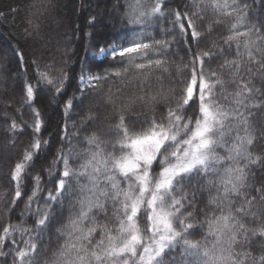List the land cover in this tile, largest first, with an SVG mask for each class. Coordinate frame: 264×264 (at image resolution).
I'll return each mask as SVG.
<instances>
[{
    "label": "snow or ice",
    "instance_id": "snow-or-ice-1",
    "mask_svg": "<svg viewBox=\"0 0 264 264\" xmlns=\"http://www.w3.org/2000/svg\"><path fill=\"white\" fill-rule=\"evenodd\" d=\"M58 6L0 45V264H264V0H80L53 50Z\"/></svg>",
    "mask_w": 264,
    "mask_h": 264
},
{
    "label": "trees",
    "instance_id": "trees-1",
    "mask_svg": "<svg viewBox=\"0 0 264 264\" xmlns=\"http://www.w3.org/2000/svg\"><path fill=\"white\" fill-rule=\"evenodd\" d=\"M30 2L31 0H0V10L7 11L9 7L16 5H20L22 8L21 12L16 18L15 25L12 24L11 17L7 21H0V45H8L18 41L19 44L28 53L29 62L33 58V52H35L36 55L39 56V53L42 50L41 44L43 43L42 41L40 43H35L33 40L25 41L22 36L19 35L22 27L24 26L23 17L27 14V11L23 8V5H26ZM38 2L39 0H37V3ZM55 2L58 3L59 6L55 9L53 14L47 18V21L42 30V34L44 35L45 39H51V47L53 48V50L58 41L61 43L63 42L64 33H66L70 28L75 27V22L77 21L76 9L79 5L80 0H62V2H60L59 0H55ZM93 2H95V0H93ZM85 15H87V13H85ZM57 19H60L64 23V27L62 22L59 26H57ZM121 31L122 29L119 21H116L115 23L108 21L106 22V26H102L97 29L96 42H111L113 40H118L120 38ZM57 33H59L60 35H57ZM94 51L95 50H93L92 52H85L83 47H81L79 49V58L81 60H91ZM50 59L51 57L45 54L42 62L48 61ZM71 93L72 89L70 88L69 94L71 95ZM58 119V117H53V133H55V124ZM2 136L3 133H0V137ZM45 137L47 138V133L45 134ZM22 147L23 146L21 145L17 148L11 149V146L7 143V141H4L2 138H0V166H3L6 169L7 161L4 159V157H10L12 160L17 159L20 152L22 151ZM52 147L53 150H55V148L58 147V142L53 141ZM8 149H11V151H8ZM2 174L3 173H0V175ZM3 207V202H0V211H2ZM0 223H3V221H0Z\"/></svg>",
    "mask_w": 264,
    "mask_h": 264
},
{
    "label": "rangeland",
    "instance_id": "rangeland-1",
    "mask_svg": "<svg viewBox=\"0 0 264 264\" xmlns=\"http://www.w3.org/2000/svg\"><path fill=\"white\" fill-rule=\"evenodd\" d=\"M60 2H62V0H59ZM62 22V21H61ZM63 23V22H62ZM63 27H64V23H63Z\"/></svg>",
    "mask_w": 264,
    "mask_h": 264
}]
</instances>
